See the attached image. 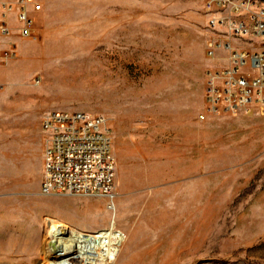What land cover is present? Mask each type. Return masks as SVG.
<instances>
[{
    "label": "rangeland",
    "instance_id": "rangeland-1",
    "mask_svg": "<svg viewBox=\"0 0 264 264\" xmlns=\"http://www.w3.org/2000/svg\"><path fill=\"white\" fill-rule=\"evenodd\" d=\"M40 1L0 69V264H49L53 223L123 231L110 264H264V111H207L205 0ZM53 110L110 119L113 209L41 194Z\"/></svg>",
    "mask_w": 264,
    "mask_h": 264
},
{
    "label": "built area",
    "instance_id": "built-area-1",
    "mask_svg": "<svg viewBox=\"0 0 264 264\" xmlns=\"http://www.w3.org/2000/svg\"><path fill=\"white\" fill-rule=\"evenodd\" d=\"M204 10L207 111H264V0H205ZM42 12L40 0H0V69L16 56V35L40 37L36 15ZM3 90L0 80V95ZM109 120L82 110L44 115L41 194L102 197L115 207L117 162Z\"/></svg>",
    "mask_w": 264,
    "mask_h": 264
},
{
    "label": "bare ground",
    "instance_id": "bare-ground-1",
    "mask_svg": "<svg viewBox=\"0 0 264 264\" xmlns=\"http://www.w3.org/2000/svg\"><path fill=\"white\" fill-rule=\"evenodd\" d=\"M95 233L53 223L47 241L49 264L113 263L127 239L126 235L114 225Z\"/></svg>",
    "mask_w": 264,
    "mask_h": 264
},
{
    "label": "crops",
    "instance_id": "crops-1",
    "mask_svg": "<svg viewBox=\"0 0 264 264\" xmlns=\"http://www.w3.org/2000/svg\"><path fill=\"white\" fill-rule=\"evenodd\" d=\"M15 37H16V36H15ZM14 39H15V38H14ZM14 39H13V40H14Z\"/></svg>",
    "mask_w": 264,
    "mask_h": 264
}]
</instances>
